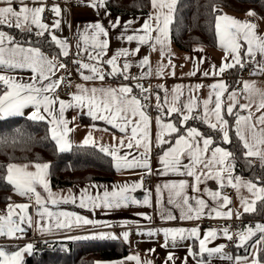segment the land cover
Instances as JSON below:
<instances>
[{"label":"snow or ice","instance_id":"6c2138e0","mask_svg":"<svg viewBox=\"0 0 264 264\" xmlns=\"http://www.w3.org/2000/svg\"><path fill=\"white\" fill-rule=\"evenodd\" d=\"M46 0H30L33 6H29V0H0V26L19 29L21 32H32L33 26L38 31L37 36H43L45 32L51 35V41L60 49L58 55L69 56V44L66 40L59 39L53 29H58L61 24L62 9L58 5H53L52 13L58 19L52 21L51 25L43 22V13L46 11ZM177 0H151L154 9L139 30L134 29L132 35L126 37L121 34V40H127L129 43L136 41L138 46L135 49H120L107 60L102 58L107 54L109 48L108 29L101 22L85 25L81 31L77 29L76 57L73 61L78 67L77 71L80 78L85 82H93L99 80L103 82L106 75H121L125 80L130 79L128 72L133 66L127 59L139 53L140 45L147 44L152 50L159 51L162 58L166 55V45L169 39V25L173 22V14L175 12ZM19 5V7H14ZM38 5V6H37ZM99 10L106 8V0H88V5ZM215 10V9H214ZM106 14L107 11H106ZM248 15H253L249 12ZM154 21V23H153ZM133 21L126 22L123 27L127 31L128 26ZM120 17L109 21L111 28L120 26ZM216 34L220 39V46L225 52L224 60L228 61L229 56L231 62H225L218 69L219 73H223L226 69L235 67L239 64L244 67L242 62L241 49H244L243 57L247 58L246 62L253 63L252 75H264V36H260L255 31V25L246 21H240L227 15H217L215 18ZM156 33L154 36L153 33ZM27 43V41L25 42ZM246 45V47H245ZM125 58L123 65L118 63L120 58ZM259 57V59H257ZM87 61V62H86ZM110 66L111 71L105 73L102 65ZM66 64L60 62L56 56L49 58L41 49L27 46L17 41L15 37L8 35L4 31H0V119L12 116L23 115L24 109L32 107L34 111L28 116L29 120L46 121L49 125L51 139L55 142L60 152L70 150L72 144L69 140V133L74 129L69 127V121L65 118V112L69 108H79L83 111L87 109V115L93 121L102 120L110 124L119 132L124 133V138L119 139V147L113 145L111 147L101 146L100 151L113 158L117 171L121 169L140 168L146 170V174H152L150 164V120L146 113L147 105L142 101H147L153 94L150 88H145L142 84L136 87L140 90V96L132 95L133 89L130 86L121 84L118 87H87L85 84L76 85V90L69 93L70 100L61 99L57 95V90L63 83V77L53 79L59 69H65ZM136 67L141 68L139 77H131V79L143 80L151 77L153 74L162 76L166 67L175 68L169 59V65L158 64L155 69L152 68L150 60L147 56L143 57ZM147 67V72L143 69ZM16 70H27L32 73L27 81L11 75ZM213 75L217 74L215 65H213ZM87 72L88 74H85ZM174 75V71L172 72ZM189 75H195V70ZM205 76L209 72L204 73ZM158 88L164 91L163 100L156 93V108L161 112L156 117V125L159 131L156 134V145L171 144L163 155L159 157L162 169L160 175H168L170 172L193 177L195 184L192 185V191L200 192L199 184L203 179L215 178L220 181L221 187L231 186L237 190L239 194L240 188L243 186L251 194L254 199L241 198V207L245 212L255 210L257 200H264V186H258L252 181L242 180L240 177L233 179L231 173L234 164L228 163L233 153L216 146L211 149L215 141L212 136L206 135L195 127L188 126L189 120L200 121L206 124L211 130L218 131L222 134L223 143H231L229 136V122L225 119V110L223 109L222 96L227 90L225 82L220 81L209 85L212 90L209 92L208 98L202 101L198 96L193 95L194 89L198 90L203 85L189 86V95L181 101L183 93V85L175 86L171 94L164 85H158ZM243 93L248 103L240 104L239 112L234 113V108L238 103V95L235 91L227 97L229 103L226 108V114L236 116L235 134L242 142L243 148L246 150V157H256L264 166V91L256 88L254 81L243 82ZM147 93V95H145ZM254 95L259 96L257 104L253 99ZM214 96V99H213ZM255 104V112L253 105ZM202 106V107H201ZM241 112H247V115H241ZM260 113V115H255ZM177 114L178 124L165 118ZM75 119V118H73ZM184 131H181V129ZM130 129V134H129ZM18 131V130H17ZM178 133L174 143L166 140V135ZM125 138L127 144H125ZM113 139L117 138L113 136ZM2 142V141H0ZM84 145L95 144L91 133L83 141ZM121 147L128 149L136 148L139 155L126 153L119 155ZM132 156V159H129ZM182 157H187L189 163H182ZM48 163H34L17 165L10 163L7 165L6 181L13 186V190L17 195L27 197L30 203L12 204L8 203L7 210L0 213V237L8 239H22L25 232V226L32 228L35 226L41 234L50 232L53 227L57 229H71L73 225L92 224L99 222L77 215L73 212L53 210L51 206H58L61 203L76 204L79 199L78 207L88 208H120L129 207L143 203L151 206V192L148 191L144 200L141 202L135 199L131 193L143 186V180L139 182L124 183L122 185H114L111 191L103 185H92L91 187H103L102 194L99 192L93 196L87 188L82 189L80 196L77 197L69 189L68 195L54 194L51 191L47 180ZM30 169H34L30 170ZM228 172L229 176L223 177L222 173ZM43 188L47 195H43L38 188ZM169 191L170 204L181 211V220H199L204 216L208 218H227L233 215L231 209L224 211L231 203L228 196H222L220 192H209L213 204L209 205L203 198L199 196H189L186 189L189 187L187 181L165 183L163 186H156L157 203H160L161 190ZM147 191V190H146ZM207 192V189H205ZM30 208L35 209V215L29 212ZM205 209L208 211L205 212ZM144 215L145 219L151 220L150 216ZM239 218L240 213H236ZM162 219L173 220L175 216L168 212L166 215L161 213ZM107 226V225H104ZM162 231L165 239L163 247H168L169 241L175 246L177 240L195 238L199 241V255L203 256L207 253L209 257L214 254L223 252L224 246L216 248L207 247V242L217 237V230L210 229L203 238H200V230L198 227L191 229L185 228H165ZM257 233H260L259 239L255 241L252 247V253L249 256L236 257L235 264H264L261 258V251H264V224H256L255 228L247 227L244 231L230 233L229 229H223V236L232 240L233 235L237 236V247L244 245ZM143 234V233H141ZM156 232L149 231L147 235H156ZM87 239L88 237H84ZM105 238L103 235L100 237ZM108 238L117 239L119 237L110 236ZM125 242L128 241L129 232L122 233ZM79 239V237H77ZM33 244L29 243L21 250L8 252L0 248V264H23L24 253H31ZM149 251H154L150 249ZM189 255H196L189 249ZM232 259V257H228ZM128 261H135V264H152L151 261L145 260L141 262L138 255H130L126 258ZM171 254L168 255L167 261H172ZM167 261L165 264H167ZM120 264H124L121 261ZM186 264V262H185Z\"/></svg>","mask_w":264,"mask_h":264},{"label":"crops","instance_id":"0c3cea01","mask_svg":"<svg viewBox=\"0 0 264 264\" xmlns=\"http://www.w3.org/2000/svg\"><path fill=\"white\" fill-rule=\"evenodd\" d=\"M178 1L179 0H177V3ZM53 5H58L62 9V12H61V17L59 18L61 19L60 27L58 29H53L52 31L61 40H66L67 42L71 40L70 43L68 42L70 46L69 56L73 54L75 59H77L75 55L76 53L75 45L77 43V29L78 28L82 31L83 27L88 24H92L96 22H101L104 24V26L109 31V35L107 37L109 41V48L107 49V54L102 59L107 60L111 58V56H113L116 53V51L120 49L127 48L131 50V49H135L138 46L136 41H132L131 43H129L126 39L121 40L119 37L121 36V34H123L125 37L127 35L134 34L133 30L141 29L144 22L148 20L149 16L153 14L154 12L152 5H150V12L148 15L122 16V15H117V14L110 12L107 8H100L99 10H97L94 7L87 6L88 0H46L45 7H46V10H48L51 15L50 20L47 22V24L49 25H51L53 20L58 19L57 17L54 16V14L51 11V8ZM29 6H33L30 3V0H29ZM14 7L18 8L19 5H14ZM106 11L108 14H106ZM221 15H227L228 17H231V18H234L240 21H246V22L252 23L255 25L256 33L260 36H264V22L257 16H254V15L240 16V15H234L230 13H224ZM116 17H120L121 24L120 26L116 28H111L109 26V21L110 20L114 21ZM173 17H174V14H173ZM128 21H133V23L130 24L128 26L127 31H125L123 25ZM170 25H169V39L166 45L167 51H166V55L164 58H162L160 55L159 45L156 46L157 50L155 51L152 50L147 44L140 45L139 46L140 51L138 54L127 57L128 61L133 64L132 67L135 68L136 70L135 73L129 74L132 67L129 69L128 75L130 79L125 80L123 76L121 75H115V76L106 75V78L103 82L99 80L95 81V83L85 82L80 78L79 73L75 72L73 74V77H71L72 78V83H71L72 92L76 90V85L78 84H85V86L87 87H93V86L95 87H101V86L118 87L121 84H123V85L132 87L133 89L132 95H136L139 97L141 94L137 92L136 89L131 84V81L137 80V79H131V77H139L141 75V68L136 67V64H138L139 61L143 57L147 56L150 60L152 68L155 69L158 64H163L165 66H168L169 59H170L171 63L175 65L174 69H172L171 67H166L165 72L163 73L162 76H156L155 74H153L151 77L144 79V80L150 79L154 81V87L151 90L153 94L150 96V103L154 109L157 110L155 94L158 93L161 96L162 100L165 94L162 89L157 87L158 85H161V84L164 85V88L167 89L170 94H171L172 89L175 86L183 85L184 95L181 97V101H183L189 95L188 93L189 86H195L198 84L203 85L204 87H201L198 90L194 89L192 93L193 95L198 96L200 100L202 101L203 99H207L209 92L212 91L208 87L209 85L223 81L227 85V90L224 92L222 96L223 109L225 110L224 114H226V108L229 103L227 97L230 93L233 92V90H230V91L228 90V87H230V85L226 82L225 78L223 77L224 72L219 73L218 69L221 67L223 63L231 62V57L229 56L228 61L224 60L225 52L220 46L219 37H218V45L214 49L199 47L189 52H186V51H182L178 49L172 43L171 35H170ZM37 31L38 29L35 26H33L32 32L36 34ZM44 35L47 36L49 40H51V35L49 34V32H45ZM153 35L155 36L156 33L154 32ZM24 46L27 47L30 45L24 44ZM56 48L58 52H60V49L57 46ZM243 52H244V49L242 48L241 49V56L243 58L242 62L244 63V65H250L251 69L253 70L255 65L253 63L246 62L247 58L243 57ZM43 53L47 55L49 58L52 57V56H49L46 52H43ZM69 56L68 57L60 56L62 60L59 58L58 60L67 65ZM124 59L125 58L122 57L118 60V63L121 66L123 65ZM257 59H259V57H257ZM213 65H215V71L217 72V74L215 75L212 74L214 71ZM236 66H240V65L237 64ZM102 67L105 73H108L111 71L110 66L106 64H103ZM232 68H228L225 71H228L229 69H232ZM65 69H67V67ZM65 69H59L56 72V75L52 78L56 79V78L62 77L63 74L66 73ZM147 70H148L147 67L143 69V71L145 72H147ZM194 70H195V75H189V73H192ZM173 71H174V75L172 74ZM205 72H209V75L205 76L204 75ZM10 74L15 75L18 78H21L25 81H27L29 77L32 75V73L27 70H16L14 72H11ZM85 74H88V73L85 72ZM115 77H117L118 80H113V78ZM245 81H254L256 88L261 91H264V75H252L251 74L249 78ZM237 95H238V103L236 104V107L234 108V113L239 112L240 104H245L249 102L248 100L245 99V94L243 92L237 93ZM60 98L64 100H70L71 97L69 95L67 97H60ZM213 99H214V96H213ZM253 99L255 100L257 104L259 103L258 95H254ZM32 111H34L32 107L25 108L23 115H20V116H25L28 118L27 114L30 115ZM253 111L255 112V104L253 105ZM146 113L151 118L150 120V139H151L150 164L152 168V175H153L154 181L149 187L145 188L142 186L141 188H138L134 192H132L131 195L135 199L142 202L144 200V197L147 195V192L150 191L151 192V206L144 205L143 203H141L137 205H130L129 207H120V208L99 207L93 210H89L88 208H81L77 206L79 203V199H77L76 204L61 203L58 206L49 205L50 207H53V210L73 212L79 216L88 218L93 221H97L99 223L96 225H92V224L73 225L71 229H57L53 227L50 232H46L43 234H41V232H39L35 226H33L32 228H28L27 226H25V232L23 233L22 239H8L5 237H0V248H3L5 251H8V252H13V251L21 250L23 247H25L29 243L33 244V249H34L35 246L38 247L37 241L39 243L41 242L42 244H44L46 241H52V240H55V241H60V240H120L123 244H125L128 247L129 249L128 253L122 258L110 260V261L101 260V261H97L96 264H120L121 261H124V264H135V261H128L126 259L130 255H138L140 257L141 262L148 260V261H151L152 264H165L169 254L172 255L173 260L167 261V264H185V262L186 264H235L236 257L249 256L250 258V254L252 253V250H253L251 245H253L257 239H259L261 235L260 233H257L255 236H253L244 245V247H237V243L239 241H238L237 236L233 235V239L235 240L234 247L232 251L226 252V247L228 246L231 240H228L223 236V229L208 227L202 224V222L206 219L228 220L227 218H208L207 216H204L199 220H181L180 219V215H181L180 209L175 207L174 204H170L168 202L169 191L167 189H163V187L161 190L160 203H157V193H156L157 185L163 186L165 183L179 182V181L184 180V181H187L189 185V187L186 189V192L189 196H199L203 198L209 205H212L213 202L210 196L208 195V193L214 192V191L220 192L221 184H220V181L215 178H211V179L202 178V182L198 185L201 191L194 192L192 191V185H194L196 182L193 177L177 175L171 172L168 175H160L159 172L162 169V165L160 163L159 157L162 156L164 151L169 149V147H171L172 145L162 144L159 147L156 145V134L159 131L156 125V117L160 116L161 112L159 111L158 114L156 115L150 114L149 112H146ZM240 114L247 115V112H241ZM255 115L258 116L260 115V113H255ZM82 116L88 118L90 120V123L89 122L83 123L81 121ZM172 116H175L176 119H172ZM172 116L167 117L165 114L166 122L167 120H171L172 122L177 123L176 121L178 119L177 114H172ZM65 118L70 122L69 127L74 129V131L69 133V140L72 144V147L73 146H95L99 149L101 148V146L111 147L113 145H116L117 147H119V139L124 138V135H125L124 133L119 132L117 129L113 128L110 124H107L106 122L102 120L93 121L91 117L87 115L86 108L83 111H81V109L76 108V107L69 108L65 112ZM89 133H91V135L93 136V139L95 141L94 145L93 144H89V145L83 144L84 139L88 136ZM129 134H130V129H129ZM113 136H115L117 139L114 140ZM170 136L166 135L164 138L166 140H170ZM174 140L172 141L173 143H174ZM125 144H127L126 138H125ZM214 147L216 146H213V145L210 146L209 154H210L211 149ZM220 147H223V146H220ZM223 148L226 149L225 147ZM139 151H142V149H140ZM139 151L135 147L132 149L121 147L119 150V155L123 156L126 153H133L135 155H139ZM111 159L115 166V163L112 157ZM129 159L131 160L132 156H129ZM181 159H182V163L184 164L189 163V160L187 159V157H182ZM14 164L31 165L34 163H14ZM30 170L34 171V169H30ZM118 172H119V176L114 181L109 182V183H84V184H77V185H74L68 188L55 189L51 186L50 168H49L47 180L49 182L51 191L54 194H60V195L66 196L68 195V192L70 189L73 194L79 197L81 190L85 188H87L93 196H95L98 192L100 194L103 193L104 191L103 187L94 188V187H91L92 185H103V186H106L109 191H111L114 185H122L124 183L139 182L142 180L143 176L147 175L146 170L140 169V168L121 169ZM222 175L223 177H225V183H226V178L229 176V173L224 172L222 173ZM232 177L233 179L235 178L234 176ZM240 178L242 180L252 181L247 177L240 176ZM258 186H261V185H258ZM229 187L233 189V194L228 196L231 199V203L227 206V208L224 209V211H227L228 209L232 210L233 215L230 219L237 218V215H236L237 212L240 213L239 217L252 213L253 211L245 212L243 207H241L242 197L248 198L249 200L254 199L251 196V194L247 191V189L242 186L238 194L235 188L231 186ZM205 189H207V192H205ZM38 191H40L45 196L47 195V193L44 192L42 187L38 188ZM258 201L260 200H257L256 204L258 203ZM11 203L12 204H24V203H30V201L27 197L20 196V199L14 202H11ZM256 204H255V207H256ZM7 205L8 204L0 205V213L6 212ZM207 211L208 210L205 209V212ZM29 212L35 215L34 208H30ZM162 212L165 215L168 212H171V214L175 216L176 219H173V220L162 219L161 218ZM141 214L150 216L151 220L145 219L144 215H141ZM259 220H261L262 222ZM256 224H264V218L262 219L257 218V220L253 224L247 225L245 227L234 228L233 230L230 231V233L234 234L237 232L244 231L249 226H251L252 228H255ZM104 225H107V226H104ZM194 227L199 228L201 239L203 238V236L206 234L208 230L210 229L217 230V237L215 239H212L210 242H207V247L216 248L219 246H224L223 252L220 254H214L211 257H209L207 253H204L203 256H201L199 255V241L195 238L177 240L175 246H173L172 242L169 241L168 247H163L165 243L163 232L157 231V230H161L165 228L191 229ZM125 231L129 232V238L127 242H125L122 238V233ZM149 231L156 232L157 234L149 236L147 235ZM101 235H103L105 238H92V237H100ZM110 236H116L119 238L117 239L108 238ZM77 237H79V239H77ZM84 237H88V238L85 239ZM262 248H264V246H262ZM150 249H154V251H149ZM189 249H191L193 253H196V255H189ZM30 254L31 253H24L23 264H25V259ZM228 257H232V259H229Z\"/></svg>","mask_w":264,"mask_h":264},{"label":"trees","instance_id":"16d2710c","mask_svg":"<svg viewBox=\"0 0 264 264\" xmlns=\"http://www.w3.org/2000/svg\"><path fill=\"white\" fill-rule=\"evenodd\" d=\"M150 5L151 0L106 1V8L110 12L122 16L148 15ZM249 12L264 22V0H179L170 25L171 41L178 49L186 52L199 47L214 49L218 45L216 16L224 13L242 16ZM0 31L15 37L22 44L39 48L49 56L61 59L56 45L45 35L37 36L33 32H21L7 26H0ZM239 69L240 66H236L229 69V72L236 75ZM113 80L118 79L115 77ZM136 91L140 93V90ZM147 101L142 103L146 104ZM145 111L149 112V109ZM225 117L229 122L231 143H223L221 133L211 130L198 120H189L185 128H199L214 138L213 146H223L232 152L233 156L228 163L234 164V177H247L264 186V166L258 158L244 155L246 150L235 134V114H225ZM172 119L176 117L172 116ZM81 121L90 123L84 116ZM176 121L178 123V119ZM177 135L172 134L170 141ZM0 141V205L20 199V195L6 181V168L10 163H48L51 186L55 189L84 183H109L119 176L111 156L95 146H73L70 150L60 152L51 139L46 121H33L20 115L0 119ZM243 216L264 218V200L258 201L252 213ZM49 245L51 248H47ZM128 251V247L120 240H52L46 241L41 247L35 246L25 259V264H96L101 260L122 258ZM260 255L264 259V251Z\"/></svg>","mask_w":264,"mask_h":264},{"label":"built area","instance_id":"2783aa9c","mask_svg":"<svg viewBox=\"0 0 264 264\" xmlns=\"http://www.w3.org/2000/svg\"><path fill=\"white\" fill-rule=\"evenodd\" d=\"M51 18V15L49 13L48 10H46L43 13V22L47 23ZM69 43L71 42V40L68 41ZM75 60V57L72 55L69 56V60L67 63V72L65 74H63V83L60 86L59 90L57 91V95L59 97H67L69 96V93H72V88H71V83H72V78L73 74L77 71V65L75 63H73V61ZM251 66L250 65H244V67H240L238 74L234 75L231 74L228 71H224L223 73V77L225 78L226 82L230 85L231 90L235 91L236 93H242L243 91V82H245V80H247L249 78V76L251 75ZM136 70L135 68H131V71L129 74H133L135 73ZM142 84L145 88H150L152 90V88L154 87V81L148 79V80H134L131 81V84L134 88L138 89L136 87L137 84ZM147 108L149 109V113L156 115L158 114V111H156V109L153 108V106L150 103V99L146 102ZM143 180V187L147 188L149 187L154 179H153V175H145L142 178ZM220 192L222 195L224 196H229L233 194V189L230 188L229 186H225V187H221L220 188ZM257 220V218H250V217H246V216H240L239 218H232V219H228V220H213V219H206L202 222V224H204L205 226L208 227H212V228H221L224 229L225 227H227L229 229V231L233 230L234 228H238V227H245L247 225L253 224L255 221ZM261 221V220H259ZM262 222V221H261ZM235 244V240L232 239L228 246L226 247V252H230L232 251L233 247ZM37 245L38 247L43 246V244L37 241ZM47 248H51V246H47Z\"/></svg>","mask_w":264,"mask_h":264},{"label":"rangeland","instance_id":"374dc122","mask_svg":"<svg viewBox=\"0 0 264 264\" xmlns=\"http://www.w3.org/2000/svg\"><path fill=\"white\" fill-rule=\"evenodd\" d=\"M66 70V72H67V69H65ZM28 116H29V114H27ZM231 175H232V173H231ZM233 176V175H232ZM135 231H137V230H135Z\"/></svg>","mask_w":264,"mask_h":264}]
</instances>
